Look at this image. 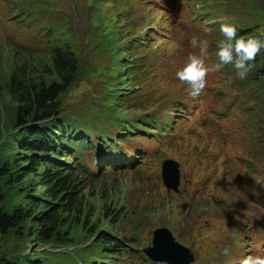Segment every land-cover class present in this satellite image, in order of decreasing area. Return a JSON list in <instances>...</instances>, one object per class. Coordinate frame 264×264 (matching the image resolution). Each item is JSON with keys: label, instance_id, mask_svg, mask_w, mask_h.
<instances>
[{"label": "rangeland", "instance_id": "rangeland-1", "mask_svg": "<svg viewBox=\"0 0 264 264\" xmlns=\"http://www.w3.org/2000/svg\"><path fill=\"white\" fill-rule=\"evenodd\" d=\"M221 23L260 36L264 0H0L2 77L16 62L36 68L70 49L80 72L59 105L64 129L92 141L71 144L66 161L58 157L70 164L80 156L81 168L64 172L90 209L86 230L42 245L31 222H20L0 240V257L30 264L40 252L49 264H157L143 250L162 228L193 264L264 256V81L253 86V69L241 79L227 65L210 72L193 99L176 78L187 57L199 55L194 37L208 41L205 65L218 63ZM261 59L253 67L264 68ZM16 121L17 108L0 96V170L12 177L2 182L6 212L27 210L30 198L47 191L14 174ZM165 161L180 165L178 194L163 185ZM102 233L117 238L114 250Z\"/></svg>", "mask_w": 264, "mask_h": 264}, {"label": "trees", "instance_id": "trees-1", "mask_svg": "<svg viewBox=\"0 0 264 264\" xmlns=\"http://www.w3.org/2000/svg\"><path fill=\"white\" fill-rule=\"evenodd\" d=\"M238 36L247 39L256 34L241 30L238 31ZM260 55L256 57L253 66L259 63L261 57V62L264 63V55ZM46 60L47 63H39L36 68L29 66L27 62H16L4 77L0 68V96L8 95L17 108V137H21L16 148L17 156L21 157L17 159L19 164L14 174L19 182L36 181L40 187L47 189L42 198L32 197L28 200L27 210L6 212L2 205V182L5 177H12L8 168L0 170V240L11 235L20 222L27 221L33 225L32 239L42 245L58 241L56 237L62 232L76 237L86 230L87 212L90 209L81 200L83 195L77 190V180L64 172L66 168L73 170L74 165L56 159L60 157V153L69 151L65 146L66 142L75 143L78 140L80 143L90 144L86 139H74L73 133L65 131L64 123L67 122L59 106L77 83L80 70L70 49L56 51ZM253 66L250 84L260 87L264 81V68L257 69ZM39 169L42 170L40 174ZM100 238L108 249L114 250L117 247V238L114 241L105 233ZM58 244L61 246L63 243ZM30 260V264H49L40 252H32ZM0 264L17 262L0 257Z\"/></svg>", "mask_w": 264, "mask_h": 264}, {"label": "clouds", "instance_id": "clouds-1", "mask_svg": "<svg viewBox=\"0 0 264 264\" xmlns=\"http://www.w3.org/2000/svg\"><path fill=\"white\" fill-rule=\"evenodd\" d=\"M223 39L217 42L216 56L218 63L211 67L205 65V57L209 47L207 40H191L193 47L199 48V55L190 54L183 68L176 72V78L190 88L189 96L198 98L207 86L206 77L210 72H218L224 66L231 65L236 76L243 79L251 70L258 54L264 52V33L247 39L238 36L237 28L228 23L220 24ZM241 264H264V257L249 256Z\"/></svg>", "mask_w": 264, "mask_h": 264}, {"label": "water", "instance_id": "water-1", "mask_svg": "<svg viewBox=\"0 0 264 264\" xmlns=\"http://www.w3.org/2000/svg\"><path fill=\"white\" fill-rule=\"evenodd\" d=\"M180 165L177 162H164L162 165V180L168 191L179 192ZM174 236L166 229L155 231L152 247L144 249V253L156 263L164 264H193L192 253L181 246Z\"/></svg>", "mask_w": 264, "mask_h": 264}, {"label": "bare ground", "instance_id": "bare-ground-1", "mask_svg": "<svg viewBox=\"0 0 264 264\" xmlns=\"http://www.w3.org/2000/svg\"><path fill=\"white\" fill-rule=\"evenodd\" d=\"M142 125V124H141ZM133 164V163H132ZM97 171H98V169H97Z\"/></svg>", "mask_w": 264, "mask_h": 264}]
</instances>
